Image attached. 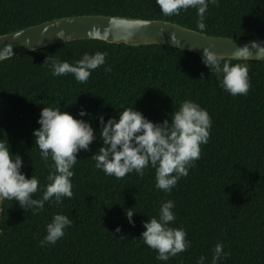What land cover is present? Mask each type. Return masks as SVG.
I'll return each mask as SVG.
<instances>
[{
	"label": "trees",
	"instance_id": "obj_1",
	"mask_svg": "<svg viewBox=\"0 0 264 264\" xmlns=\"http://www.w3.org/2000/svg\"><path fill=\"white\" fill-rule=\"evenodd\" d=\"M81 14L166 19L198 30L195 9L165 16L155 0H0V34ZM204 22L207 34L264 38V0H218L209 4ZM97 51L106 53L105 65L93 70L87 82L78 83L71 74L51 75L52 60L75 64ZM223 59L248 65L247 95L233 97L221 89L201 54L164 44L81 39L1 60L0 138L7 139L10 153L22 158L26 177L38 178L41 190L51 164L41 159L33 137L42 107H60L74 118L84 108L92 118L82 119L89 120L97 139L89 151L77 155L72 198L59 206L45 202L38 214L3 201L0 264H197L201 256L211 264L217 243L227 253L218 264H264V60ZM184 100L207 110L210 138L170 193L154 187L151 167L143 177L132 172L122 179L94 168L90 156L102 144L96 117L118 118L119 111L132 106L156 123ZM41 195L38 191L33 198ZM167 200L175 204L170 226L183 228L190 246L159 261L139 236L142 222L155 217ZM129 208L136 212L134 226L125 218ZM57 213L68 216L72 226L54 245L41 247L46 225ZM117 226L121 233L114 232Z\"/></svg>",
	"mask_w": 264,
	"mask_h": 264
},
{
	"label": "clouds",
	"instance_id": "obj_2",
	"mask_svg": "<svg viewBox=\"0 0 264 264\" xmlns=\"http://www.w3.org/2000/svg\"><path fill=\"white\" fill-rule=\"evenodd\" d=\"M165 16L179 15L181 10L195 9L198 17L196 27L200 32L206 28L205 13L209 4L216 5L218 0H155ZM61 34H58V38ZM247 48H239L238 51ZM106 53L84 54L75 64L67 61H43L49 64L52 76L71 74L78 83L88 81L93 70L105 65ZM201 62L215 73L218 86L235 97L247 95L250 89L249 68L247 64L225 61L208 48L202 50ZM109 67L105 71H110ZM203 78V77H201ZM74 103V102H73ZM92 118L84 108L77 112V117L60 107H42L37 123L39 128L33 130L34 143L40 150L44 161H51L47 183L41 190L37 177L26 175L21 171L22 158L10 153V145L0 138V204L5 200L15 201L25 211L38 214L44 209L45 202L59 206L64 198L73 197L71 178L77 164L80 151H89L90 145L97 139V132L89 120ZM99 124V139L102 144L90 158L95 161L94 168L106 176L122 179L135 172L143 177L146 168L155 170L157 190L170 193L181 177L188 175L189 168L200 158L201 145L210 138L211 117L206 109L192 100H184L161 122H152L132 106L125 107L118 113V118L102 115L96 117ZM42 191L40 198H33ZM172 200L161 203L155 217L142 222L143 231L140 238L150 249L156 251V259L168 261L171 257L187 250L190 242L183 228L170 226L175 220ZM125 210V218L130 225L136 212ZM72 220L63 214H54L46 225V235L39 242L41 247L54 245L65 235V229L72 226ZM115 233H121L117 226ZM121 238H125L121 236ZM224 245L217 243L212 249L211 264H218L227 253ZM201 256L197 264H205Z\"/></svg>",
	"mask_w": 264,
	"mask_h": 264
},
{
	"label": "water",
	"instance_id": "obj_3",
	"mask_svg": "<svg viewBox=\"0 0 264 264\" xmlns=\"http://www.w3.org/2000/svg\"><path fill=\"white\" fill-rule=\"evenodd\" d=\"M58 34H61L58 38ZM98 39L129 46L164 44L201 54L208 48L229 59L264 60V38L211 35L166 19L81 14L53 18L0 34V61L45 46ZM247 48L238 51L239 48ZM3 203L0 204V234Z\"/></svg>",
	"mask_w": 264,
	"mask_h": 264
}]
</instances>
